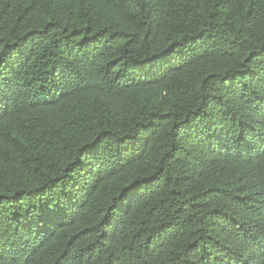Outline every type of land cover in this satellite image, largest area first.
<instances>
[{
	"label": "trees",
	"instance_id": "16d2710c",
	"mask_svg": "<svg viewBox=\"0 0 264 264\" xmlns=\"http://www.w3.org/2000/svg\"><path fill=\"white\" fill-rule=\"evenodd\" d=\"M0 264H264V0H0Z\"/></svg>",
	"mask_w": 264,
	"mask_h": 264
}]
</instances>
